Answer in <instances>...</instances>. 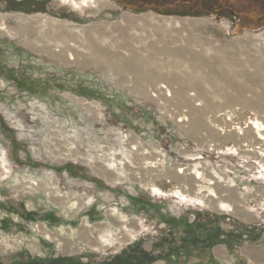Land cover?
Listing matches in <instances>:
<instances>
[{
  "label": "rangeland",
  "instance_id": "rangeland-1",
  "mask_svg": "<svg viewBox=\"0 0 264 264\" xmlns=\"http://www.w3.org/2000/svg\"><path fill=\"white\" fill-rule=\"evenodd\" d=\"M83 1L0 0V264L237 263L264 245V145L228 136L256 110L88 46L170 76L226 49L225 72H264V0Z\"/></svg>",
  "mask_w": 264,
  "mask_h": 264
},
{
  "label": "bare ground",
  "instance_id": "bare-ground-1",
  "mask_svg": "<svg viewBox=\"0 0 264 264\" xmlns=\"http://www.w3.org/2000/svg\"><path fill=\"white\" fill-rule=\"evenodd\" d=\"M88 2V0H84L82 4L87 5ZM88 48L90 49L92 54L104 56V58L106 59L105 66L107 68L119 72H135L137 79H148L152 74H157L158 80H162L159 82L163 83L161 85L159 84L160 87L162 86L163 88H166L168 90L170 89L171 84H175L177 86L176 91L180 95H183L187 90L192 89L198 95L202 94L201 96H203L204 94L202 93V85L206 84L208 85V87L213 89L215 94L223 96L224 99H226L228 102L237 101L244 106L247 105L250 108H254L256 110L257 119L255 118L253 120H250L249 123L251 124V126L247 127L248 129L245 131V134L256 133L254 141L252 139L246 140V135H240L241 133L230 134L228 138H235L237 144L244 142L242 144V146L244 145V152L250 150L245 148L246 145H251L253 142L259 144L261 143L264 145V125L258 121L260 119L264 122V72H225L224 58L226 56L223 58V55H229L230 53L233 56V59H235L234 52H232L231 50L224 49L225 54L223 52L222 55L216 54L210 55L208 57L202 56V60L199 63L193 62L192 68L198 69L199 67H201L202 69H204V72H197L198 75L196 74V72H180L177 75L170 76L168 72H159L156 69H153V67H146L148 63L153 61H149L143 58L138 59L136 53H132L129 57L119 58L117 54L109 52L107 47H101L96 41L91 40ZM67 57L69 60L73 58L70 53L67 54ZM83 62L85 61H82L81 64H83ZM254 64L258 68V70L260 69L261 71L263 66L261 59L256 62L253 61V66ZM199 83L203 84L199 85ZM231 89L235 90L236 92L237 96L234 98L233 96L228 94L229 90ZM247 92L251 93L253 97H255V99L250 100L245 97V93ZM191 125L196 128L197 126H199V121L197 119L193 120ZM253 154H255V151L253 152ZM261 176L264 178V170H261ZM198 192H201V190H199ZM209 194L212 197H216L214 193ZM221 206L226 210L231 209L229 205L223 203L221 204Z\"/></svg>",
  "mask_w": 264,
  "mask_h": 264
},
{
  "label": "crops",
  "instance_id": "crops-1",
  "mask_svg": "<svg viewBox=\"0 0 264 264\" xmlns=\"http://www.w3.org/2000/svg\"><path fill=\"white\" fill-rule=\"evenodd\" d=\"M224 244L225 243H223L222 245ZM215 245L218 244L215 243L214 247ZM236 256H238V258H236ZM236 256H231L233 260L237 259V263L234 264H264V245L252 247L248 244L246 245L244 243H241V245L239 246V254Z\"/></svg>",
  "mask_w": 264,
  "mask_h": 264
}]
</instances>
